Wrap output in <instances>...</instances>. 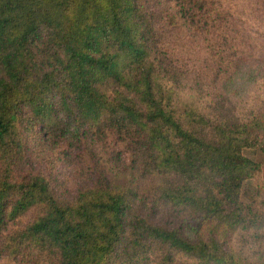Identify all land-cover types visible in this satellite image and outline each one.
I'll use <instances>...</instances> for the list:
<instances>
[{
  "label": "trees",
  "instance_id": "16d2710c",
  "mask_svg": "<svg viewBox=\"0 0 264 264\" xmlns=\"http://www.w3.org/2000/svg\"><path fill=\"white\" fill-rule=\"evenodd\" d=\"M263 12L264 0H0V249L33 264H250L241 250L263 240L264 213L240 198L260 171L243 150L264 156V97L237 106L230 88L264 47ZM106 137L121 146L117 178L93 166L68 196L26 168L36 147L69 156Z\"/></svg>",
  "mask_w": 264,
  "mask_h": 264
},
{
  "label": "rangeland",
  "instance_id": "374dc122",
  "mask_svg": "<svg viewBox=\"0 0 264 264\" xmlns=\"http://www.w3.org/2000/svg\"><path fill=\"white\" fill-rule=\"evenodd\" d=\"M258 21L254 22L258 25L260 31L264 32V12L261 14ZM255 31V28H252ZM261 39L258 37L255 53L256 57H251L245 63V67L242 69L243 73L239 72V81H236V85L231 86V90L234 94H231L230 103H236L237 106L241 105V101L246 94L253 90L259 92L260 97H264V48L261 44ZM249 73H252L251 77ZM253 76V77H252ZM227 83L221 87L223 91L226 89ZM251 97V96H250ZM249 97V98H250ZM98 144L91 150L77 146L70 147L68 152L69 156L65 153H58L66 149V146H60L59 149L55 148L52 151L47 147H36L33 149L31 156L29 157V163L26 168L28 171L41 170L44 173H52L58 179L62 185V190L68 194L73 195L75 190L83 183V179L90 176L93 166L101 170V174L111 178H117V176H111L110 160L111 153H116L117 149L115 143L109 138H102L98 140ZM58 153V154H56ZM67 153V152H66ZM243 153L250 159L260 164V171L254 178L246 180L240 190V198L243 201L248 199H254V208L264 213V156L259 150L256 149H244ZM127 159L125 160V164ZM93 177V176H92ZM30 220V215L26 214L24 217L10 224L8 227L20 226L21 224ZM264 230V226L261 228ZM203 231V230H202ZM235 236L231 237L232 239ZM232 241V249L237 250L240 244L235 240ZM246 246L241 250L242 254L248 257L250 264H264V238L260 242L259 246H255L254 243L248 242ZM0 264H33L30 258H23L19 255L12 256L7 254L4 250L0 249Z\"/></svg>",
  "mask_w": 264,
  "mask_h": 264
}]
</instances>
